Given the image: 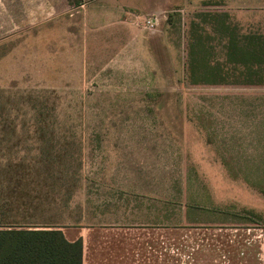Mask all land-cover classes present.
<instances>
[{"label":"rangeland","instance_id":"1","mask_svg":"<svg viewBox=\"0 0 264 264\" xmlns=\"http://www.w3.org/2000/svg\"><path fill=\"white\" fill-rule=\"evenodd\" d=\"M125 2L61 0L54 68L0 88V171H67V228L237 229L259 259L264 0Z\"/></svg>","mask_w":264,"mask_h":264},{"label":"crops","instance_id":"2","mask_svg":"<svg viewBox=\"0 0 264 264\" xmlns=\"http://www.w3.org/2000/svg\"><path fill=\"white\" fill-rule=\"evenodd\" d=\"M105 2L111 8L102 12L141 11L125 0ZM60 9L61 0H0V88L8 81L22 83L30 76H44V69L54 68L52 59L45 57L52 49L42 56L40 45L55 28L45 25L54 23ZM62 231L69 241L83 240V264H264L263 229L257 260L251 255L250 241L229 239L244 236L237 229L93 225ZM210 235L212 240L202 239Z\"/></svg>","mask_w":264,"mask_h":264},{"label":"trees","instance_id":"3","mask_svg":"<svg viewBox=\"0 0 264 264\" xmlns=\"http://www.w3.org/2000/svg\"><path fill=\"white\" fill-rule=\"evenodd\" d=\"M50 163L0 171V183H7L0 190V264H83V240L69 241L62 231L72 177Z\"/></svg>","mask_w":264,"mask_h":264},{"label":"built area","instance_id":"4","mask_svg":"<svg viewBox=\"0 0 264 264\" xmlns=\"http://www.w3.org/2000/svg\"><path fill=\"white\" fill-rule=\"evenodd\" d=\"M143 26L151 32H154L160 24V16L158 14L145 16L143 19Z\"/></svg>","mask_w":264,"mask_h":264}]
</instances>
